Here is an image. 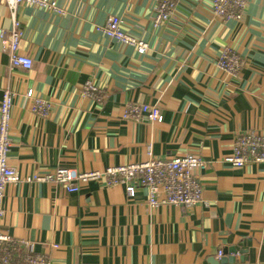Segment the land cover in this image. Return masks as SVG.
<instances>
[{
    "label": "crops",
    "instance_id": "1",
    "mask_svg": "<svg viewBox=\"0 0 264 264\" xmlns=\"http://www.w3.org/2000/svg\"><path fill=\"white\" fill-rule=\"evenodd\" d=\"M48 1L64 14L18 7L19 53L30 70L9 68L0 43V100L14 94L10 166L20 178L44 177L191 154L206 163L194 172L201 197L185 210L149 206L145 188L129 198L98 181L75 193L49 182L9 184L4 233L30 241L52 264H264V166L223 162L236 135L264 134V0H246L239 24L213 19L211 0H181L158 29L155 0ZM109 16L147 43L145 55L96 29ZM10 23L0 3V29ZM225 46L244 62L236 77L216 66ZM86 81L101 103L84 97ZM29 90L51 104L47 118L32 113ZM128 103L156 105L163 121L124 120Z\"/></svg>",
    "mask_w": 264,
    "mask_h": 264
},
{
    "label": "built area",
    "instance_id": "2",
    "mask_svg": "<svg viewBox=\"0 0 264 264\" xmlns=\"http://www.w3.org/2000/svg\"><path fill=\"white\" fill-rule=\"evenodd\" d=\"M180 1L155 0L152 27L158 29L169 23ZM0 3L6 7L11 22L7 31L0 29L1 51L8 58V67L30 70L31 59L19 53L22 27L17 18L18 7L27 4L61 15L64 12L54 2L48 0H0ZM246 8V0H211L212 17L221 23H242ZM96 29L116 43L132 47L140 56L145 55L148 50L147 43L122 29V20L118 17H107L104 25ZM216 66L228 76L236 77L244 67V62L230 46H225L216 59ZM82 94L97 103L103 100L101 92L92 81H86L82 85ZM24 96L30 101L34 115L40 118L48 117L51 111V104L48 101L37 97L32 90L27 91ZM13 101L14 94L9 90L3 91L0 100V264H52L48 255L36 253L30 241L12 239L2 230L5 189L9 184L49 182L60 185L67 193H75L79 191L78 184L98 181L107 186L124 187L129 198L134 197L137 187L145 188L147 202L151 207L175 206L187 210L200 202L201 186L194 172L203 171L206 163L191 154L171 159L149 158L140 163L109 167L102 172L81 174L68 169H57L52 175L44 177L36 174L20 178L8 162ZM122 118L136 122L145 120L150 123H161L163 121L162 113L156 105L139 103L125 105ZM223 162L236 169L250 164L264 166V134L246 132L236 135L232 152L223 159ZM52 248L57 247L52 246ZM218 256H221V252Z\"/></svg>",
    "mask_w": 264,
    "mask_h": 264
}]
</instances>
